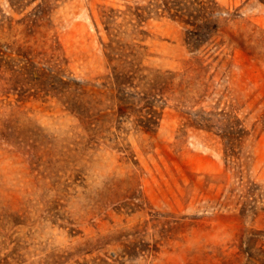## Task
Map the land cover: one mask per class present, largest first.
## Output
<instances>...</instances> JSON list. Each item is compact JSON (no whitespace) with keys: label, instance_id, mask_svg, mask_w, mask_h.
<instances>
[{"label":"rangeland","instance_id":"rangeland-1","mask_svg":"<svg viewBox=\"0 0 264 264\" xmlns=\"http://www.w3.org/2000/svg\"><path fill=\"white\" fill-rule=\"evenodd\" d=\"M215 2L218 29L191 50L189 26L150 0H46L29 28L16 21L36 3L0 0L13 51L0 66V264H264V4ZM130 65L121 88L161 98L153 130L117 114L115 75ZM57 78L80 94L51 91ZM200 110L241 121L237 158L192 124Z\"/></svg>","mask_w":264,"mask_h":264},{"label":"trees","instance_id":"trees-1","mask_svg":"<svg viewBox=\"0 0 264 264\" xmlns=\"http://www.w3.org/2000/svg\"><path fill=\"white\" fill-rule=\"evenodd\" d=\"M11 8L19 13L26 10L29 6L36 3L34 7H32L31 11L26 13L24 17L20 20L16 21L18 25H24L25 28H29L31 26L39 27L41 17H44L46 10L44 5L46 4V0H8ZM39 1V2H37ZM258 2L264 4V0H257ZM150 4L153 6V11L157 14L163 16H169L171 18L177 19L185 23L189 26L187 35L185 37V42L191 50H198L203 43H205L218 29V25L215 21H213L210 17L212 13L218 12V10H211L210 14L206 9L209 7H213L216 2L215 0H150ZM138 9V7H136ZM136 17L141 18V14L138 11L133 12ZM8 28L12 27V24L8 23ZM27 37V36H26ZM29 38L24 39V45H18V50H15L17 58L19 61L25 60V63L21 66V70L23 69V74L27 79L31 75V71L35 68L32 60L28 57V53L30 47L25 44L28 42ZM3 45V44H2ZM4 49H2L0 45V66L4 63L8 65V59L11 60V55L13 53L12 48L8 46V44L4 43ZM25 48L26 51H20V49ZM8 58V59H6ZM15 62V60L12 59ZM130 69L126 72L122 70H117V75H115V79H117V114L124 115L129 108L131 111H135L138 113V118L136 123L144 130H153L158 124L159 119V111H157L156 106L158 105L156 101L161 100V98H149L145 95H137L134 92H130L121 88L126 83H129V78L133 77L134 68L133 65L129 66ZM8 70L11 73H14L16 70L12 67H8ZM42 72L39 74V78H36L37 83L39 85H43L41 91L49 92L51 88H44L49 86H44L46 84V80L49 79L51 74L47 71H44L45 68L41 67ZM45 75V77L42 76ZM12 76V75H11ZM43 77V80L40 78ZM55 78V77H54ZM28 80L24 81L27 83ZM55 85L52 86L51 91H57L62 94L66 89L65 86H71L73 92H77L80 94L81 84L79 81L75 79H66L62 80L61 78H57L55 80ZM22 83V82H20ZM28 84V83H27ZM23 84L16 83V87L13 88L19 94L22 95ZM29 85V84H28ZM129 85V84H127ZM124 87V86H123ZM40 88V87H39ZM24 91V90H23ZM138 104V105H137ZM219 114V113H218ZM222 115L223 120L214 121L215 113L212 111H203L200 110L198 112L193 113L192 124L206 128L208 130H215L217 134L221 137L224 142V153L226 157H236L237 151L239 150V142L242 135L247 134L244 130L241 121L233 117L231 112L228 113H220ZM233 118L232 120H229ZM237 158V157H236ZM260 233V232H259ZM264 234V233H261ZM142 244L141 250L146 249V251H154L157 252L158 248L156 244H153L152 247L144 248ZM137 247V245H136ZM141 250L136 251L135 248H132V255L136 257ZM264 252V250L262 249ZM264 263V260H263Z\"/></svg>","mask_w":264,"mask_h":264}]
</instances>
